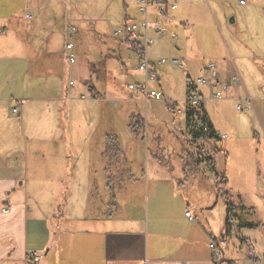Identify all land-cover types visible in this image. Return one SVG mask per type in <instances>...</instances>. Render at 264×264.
Masks as SVG:
<instances>
[{"label":"crops","instance_id":"obj_1","mask_svg":"<svg viewBox=\"0 0 264 264\" xmlns=\"http://www.w3.org/2000/svg\"><path fill=\"white\" fill-rule=\"evenodd\" d=\"M164 1L173 2L177 7L167 8L164 16L156 15L150 8V17L158 18L165 31V36L156 40L161 50L152 51L153 56L164 53L179 60L182 69L186 68L185 78L205 74L203 66L210 60L199 58L200 48L194 45L193 38L190 44L188 35H199L197 28L203 26L202 11L207 9L214 18L212 8L220 12L217 7L220 0ZM30 2L0 0V264H24L29 252L40 255L37 264H235L239 258L228 257L222 246L224 242L219 243L235 234L250 251L245 259L254 264L252 258L260 257L257 247L264 249V219L256 215L257 203L251 190L236 191L233 197V185L226 188L230 180L232 138L218 140L223 151L208 157L212 162H205L204 167H208L209 174L198 173L199 163L187 164L189 169L195 170L193 179L187 176L179 179L174 166L158 162L156 158L147 159L144 164L105 162L107 135L100 129L60 132L66 118L71 117V123L77 128L81 126L72 105L81 96L89 100L90 107L100 108L98 124L105 117L116 120L119 114L117 112L116 116L114 112L122 106L124 119L132 117L134 112H130L129 103L145 99L127 86L140 82L143 76L132 66L137 63L136 56L126 49L130 57L118 60L121 71L138 73L141 79L124 87L114 82L111 87L118 90L113 93L97 91L90 80L85 83L88 92L85 94H72L73 79V86L67 83L63 90L45 81V77L25 84L26 76H46L60 69L58 54L55 56L46 49L38 48L36 55L27 58L14 55L16 48L23 46L13 33L20 34V40L25 33H30L29 25L22 22L31 19L27 13ZM128 2L136 8L135 0ZM34 3L39 8V0ZM126 4H123L124 10ZM18 13L24 20L17 17ZM211 24L215 25L213 20ZM184 25L188 26L186 31L182 29ZM172 33L176 34L175 39L170 38ZM170 40L173 53L162 44ZM223 56L211 61L221 80L239 75L232 61L226 58L224 61ZM150 60L158 73L160 64H156L155 57ZM71 66L69 64L68 81L72 78ZM158 79L159 84L154 83L157 86L154 88L160 89V77ZM238 87H243L242 80L239 86L230 83L220 99L212 98L207 87H200L203 110L217 134H220L218 114L232 105L233 92L235 98L254 108L264 129L263 106L259 102L254 104L256 98L251 97L245 87L243 91L247 93L238 96ZM109 100L123 104L106 106L113 110L112 115L110 111L103 114L101 109L102 103ZM183 109L184 104L176 113L184 115ZM198 141L209 144L208 148L216 144L213 140ZM62 145L69 146L67 157L63 155ZM118 150L122 152L119 147ZM215 174L220 176L216 181ZM261 177L257 189L262 187L264 175ZM215 183H218L217 188ZM222 192L232 204L230 234L226 236L222 235L227 216L225 199H220ZM258 196L259 191L256 199ZM219 201L224 206L223 222L220 209L216 212ZM186 210L193 220L186 217ZM212 241L221 253L218 261L212 258L213 249L209 247Z\"/></svg>","mask_w":264,"mask_h":264},{"label":"rangeland","instance_id":"obj_2","mask_svg":"<svg viewBox=\"0 0 264 264\" xmlns=\"http://www.w3.org/2000/svg\"><path fill=\"white\" fill-rule=\"evenodd\" d=\"M128 1L39 0L38 8L35 6L34 0H31L27 12L31 15V19L22 21L24 19L20 15L21 13L17 14L24 25H29L30 33H25L22 40L19 39L20 34L13 33L23 46L20 49L16 48L14 55L19 54L27 58L36 55L38 48L46 49L52 54L54 52L55 56L58 54L60 69L52 70L46 76L35 75L33 77L32 74L26 76L25 84L34 83L39 79L43 80L45 77V81L56 84L62 90L66 89L69 64L62 52L65 24L76 27L73 39L74 47L71 50L75 58V62L71 66V79L75 81V86L71 90L72 94L75 92L88 93L85 83L89 80L95 84L97 91L105 94L118 90L111 87L114 82L118 86L124 87L129 82L139 81L141 78L138 73L124 74L118 62L119 59L126 60L130 56L125 43H123L124 35L116 34L115 31L122 30L126 17L139 18L136 8ZM124 2L127 3L125 10ZM217 7L220 12L212 8L214 18H211L210 12L204 8L205 11H202L201 15L203 26L197 28L200 33L199 35L196 33L188 35L189 42L191 44L194 39V45L200 48L198 55L201 60L213 61L216 56L222 59L224 55V61L226 59L232 61L243 84V87H238V96H244L248 92L251 97L256 98L254 104L259 102L264 108V0H243L242 4L239 3V0H226V2L220 0ZM212 20L215 25L211 24ZM157 42L149 48V57L150 59L155 57L156 61L161 58L167 60V63L158 67L157 74L160 77V89L164 98L176 101V106H171L163 100L130 102V112H134L133 114L138 117L124 119L125 109L123 110L122 102L109 100L101 105L103 114L109 113V111L111 115L113 114V110L106 106L110 108L113 105L115 107L122 106L114 112L116 116H118V112L119 116L116 120L111 117L107 120L105 117L98 124L97 117H99L100 108H97V105L90 107L89 100L80 98L72 102V105H75L76 118L81 126L77 128L73 125L74 122L71 123V117L66 118L63 119L60 132L69 130L97 131L100 129L107 136L116 137V143L122 152L114 155L112 148L115 145H109V151L103 155V159L107 163L144 164L147 159L156 158L158 162L174 166V173L178 175L179 179L185 176L193 179L192 175L195 174V170H191L194 169L193 167L189 169L188 165L193 166L198 163L201 165L198 168V173L209 174L208 167H204L205 162L208 163L207 158L202 155L201 151H209V144L202 141H196L193 144L190 135L185 130L184 115L176 113V110L182 108L184 104L186 68L180 69L170 65L168 61L172 58L164 53L153 56L152 51L159 49ZM162 44L168 51L174 52L172 40L164 41ZM132 66L135 67V64ZM149 85L150 88L157 87L152 82ZM244 87L247 92L243 91ZM239 104L244 105V100L235 98L233 92L232 105L227 106L226 110L223 109L217 117L218 122L220 121L218 132L226 135V138L220 139V141L232 138L228 164L230 180H228L226 188H232L233 185V197L236 195V191L249 192L251 190L255 198L253 199L257 203L256 215L264 219V205L261 202V197H264L262 195L264 194V180L262 187L257 189V185L262 179L261 175H264V129L254 108L238 110L237 105ZM132 120L139 122L140 129L137 135L130 127ZM220 141H212L216 143L214 145L217 148L216 153L223 151ZM62 146L65 148L64 145ZM104 147L107 148V145ZM62 151L63 155L67 157L70 154L69 146ZM260 170L262 174H259ZM259 177L260 179H258ZM214 180L216 181V179ZM258 191L260 197L258 196L256 199ZM220 196V199L224 200L223 193H220ZM220 202L222 201L218 202L216 212L220 209L223 222L224 206ZM222 246L228 257L239 258L234 261L235 264H253L245 259L250 255V251L237 234L224 239ZM257 250V254L260 256L258 258H264V249L258 246Z\"/></svg>","mask_w":264,"mask_h":264},{"label":"built area","instance_id":"obj_3","mask_svg":"<svg viewBox=\"0 0 264 264\" xmlns=\"http://www.w3.org/2000/svg\"><path fill=\"white\" fill-rule=\"evenodd\" d=\"M240 3H243V0H239ZM136 11L139 15L138 19L132 18L125 21L124 26L121 31H115L116 34L122 33L124 35L125 41H127V50L132 52L136 58L137 63L135 65V70L142 74L143 78L140 82L128 84L129 90H134L141 94L146 101L157 100L165 101L171 106H176V101H171L164 98L163 92L159 88H150L149 83L159 84L158 75L154 69V65L149 59V48L153 43L165 36V31L159 23L158 18L150 17V8L154 9V13L158 16H164L167 8L175 9L177 5L173 2H166L164 0H135ZM26 17H29L28 15ZM188 28L187 25H184L182 29L186 31ZM76 27L74 25L66 24L64 30V44H63V53L68 63L71 65L75 62L74 55L71 53V50L74 47L73 39L75 37ZM170 38L175 39L176 34H170ZM169 64L172 66H177L182 69L183 65L177 59H170ZM167 63L166 59H159L156 61V64ZM203 70L205 74L199 75L195 78L187 76L185 78V99H184V109L183 113L186 110V107L199 108L202 105L204 100L200 87L205 86L209 89L210 95L212 98L220 99L227 92L232 84H241V78L237 74L230 76L229 80H221L219 72L216 68L214 62L208 61L204 64ZM74 81L69 79L68 86H73ZM90 97H93L91 95ZM84 98V96H81ZM173 108V107H172ZM249 104H239L237 105L238 110L248 109ZM196 130H199L205 133L208 129L207 124L196 121L195 123ZM219 139H225L226 135L217 134ZM216 147L210 148L209 151L202 150V155L204 157H211V155L216 153ZM264 201V198H263ZM185 215L189 220H193L189 210L185 211ZM224 239L219 241L220 244H223ZM216 242L212 241L209 244V247L213 249L212 258L214 261H218L221 258V253L217 249ZM40 259V255L35 252H29L24 258V264H37ZM254 264H262L264 258H258L254 256L252 258Z\"/></svg>","mask_w":264,"mask_h":264},{"label":"trees","instance_id":"obj_4","mask_svg":"<svg viewBox=\"0 0 264 264\" xmlns=\"http://www.w3.org/2000/svg\"><path fill=\"white\" fill-rule=\"evenodd\" d=\"M125 43L127 44V41H125ZM135 117H138L137 115H132V119H135ZM196 121H200L203 123L207 124V131L205 133L196 130L195 128V123ZM184 126H185V130L187 131V133L190 135L191 140L193 142V144L198 141L199 139H204V140H219V138L217 137V133L212 129V127L210 126V124L207 121L205 112L203 110L202 105L199 108H191V107H186V110L184 112ZM130 127L132 128V131L137 135L139 134V129H140V125L139 122H131ZM106 145L107 148H105L104 154H106L109 151V145H115L113 146L112 150L114 151V155H117L119 150H118V145L116 143V138L112 137V136H107L106 137ZM207 158L208 162H212L211 160ZM216 175V174H215ZM219 175H216V180L219 178ZM215 187H218V183H215ZM219 190V189H218ZM224 195V199H225V203H226V221H225V230L223 232V236L229 235L230 231H229V226H230V220H231V211H232V204L229 201L228 196L226 195L225 192H222ZM231 264V263H229Z\"/></svg>","mask_w":264,"mask_h":264}]
</instances>
